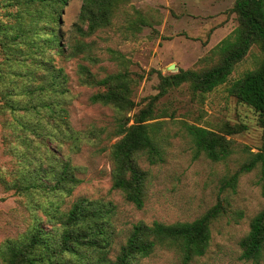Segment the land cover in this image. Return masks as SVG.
<instances>
[{"label": "rangeland", "instance_id": "1", "mask_svg": "<svg viewBox=\"0 0 264 264\" xmlns=\"http://www.w3.org/2000/svg\"><path fill=\"white\" fill-rule=\"evenodd\" d=\"M235 1L128 0L119 5L109 26L83 38L91 44L90 52L69 59L57 55L55 63L67 75L63 84L68 89L65 107L77 133L76 144L71 138L65 139L62 153L75 165L82 182L70 194L23 190L33 182L22 171L29 162L24 161L23 148L15 135L6 144L0 122V245L21 237L35 224L47 226L57 221L74 201L87 197L112 206L114 243L110 255L115 258L135 223L192 221L214 206L221 195L226 196V212L212 221L209 247L191 264H264V257L258 262L242 258L240 247L252 217L264 208V163L258 162L251 171L241 173L237 185L220 194L227 176L255 153L264 151V126L258 112L227 90L232 81L259 66L264 57L259 46L253 45L235 65L228 81L212 91L194 92L185 82L157 99L151 121L161 122L158 136L164 160L149 164L143 153L136 156L137 164L147 172L141 208L113 187L111 148L122 136L115 134L117 111L92 102L97 87L83 84L78 73L79 63L88 65L99 77L128 70L136 78L132 96L136 104L125 112L132 117L159 92L160 73L202 69L218 60L212 50L238 25ZM4 2L0 0V22L4 21ZM82 3L67 0L61 8V40L68 47L80 38L73 24L78 21ZM185 122L215 130L240 128L227 134L233 152L222 161L203 154L194 156ZM136 264H180V256L176 248L159 247Z\"/></svg>", "mask_w": 264, "mask_h": 264}, {"label": "trees", "instance_id": "2", "mask_svg": "<svg viewBox=\"0 0 264 264\" xmlns=\"http://www.w3.org/2000/svg\"><path fill=\"white\" fill-rule=\"evenodd\" d=\"M125 1L128 0H83L78 21L73 24L80 38L69 47L62 42L60 29L61 8L67 0H5L3 3L0 122L6 144L15 135L23 148L24 161L29 162L22 171L33 182L23 190L37 188L45 193L70 194L82 182L76 175L75 165L62 153L65 139L71 138V143H75L77 133L65 107L68 89L63 84L67 75L55 59L57 55L69 59L90 52L91 44L83 38L109 26L119 5ZM233 11L237 13L238 25L212 50L218 60L202 69L182 68L166 75L160 73L159 92L149 97L146 105L132 117L125 112L136 104L132 98L136 78L128 70L99 77L88 65L79 63L80 81L97 87L91 101L110 105L117 111L115 134L122 136L111 148L113 187L139 208L145 202L147 172L137 164V154L143 153L149 164L164 160L158 136L161 122L151 121L156 115L157 99L169 88L185 82L194 92L212 91L228 81L235 65L255 44L264 55V0H236ZM227 90L238 101L253 107L264 126V57L258 67L232 81ZM130 120L133 122L128 124ZM184 126L194 144V156L203 154L213 161L230 156L233 145L227 134L240 131L235 127L215 130L187 122ZM258 162L264 163V151L255 153L227 176L220 194L228 187L234 188L239 175L251 171ZM225 201L226 196L219 195L214 206L192 221H139L120 245L115 258H111L112 206L81 197L57 221L47 226L35 224L21 237L2 243L0 264H136L139 258L151 256L159 247L176 248L180 264H191L206 253L212 238L210 225L226 212ZM240 247L241 257L246 260L258 262L264 257V208L252 217Z\"/></svg>", "mask_w": 264, "mask_h": 264}, {"label": "water", "instance_id": "3", "mask_svg": "<svg viewBox=\"0 0 264 264\" xmlns=\"http://www.w3.org/2000/svg\"><path fill=\"white\" fill-rule=\"evenodd\" d=\"M170 67H171V68H173L174 66H173V65H171Z\"/></svg>", "mask_w": 264, "mask_h": 264}]
</instances>
